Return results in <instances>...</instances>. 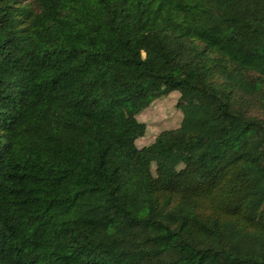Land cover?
Wrapping results in <instances>:
<instances>
[{
	"label": "trees",
	"instance_id": "obj_1",
	"mask_svg": "<svg viewBox=\"0 0 264 264\" xmlns=\"http://www.w3.org/2000/svg\"><path fill=\"white\" fill-rule=\"evenodd\" d=\"M0 264H264V0H0Z\"/></svg>",
	"mask_w": 264,
	"mask_h": 264
},
{
	"label": "rangeland",
	"instance_id": "obj_2",
	"mask_svg": "<svg viewBox=\"0 0 264 264\" xmlns=\"http://www.w3.org/2000/svg\"><path fill=\"white\" fill-rule=\"evenodd\" d=\"M135 96V102L128 101L124 107L123 103L127 99H123L120 108L126 123H132L129 121L136 119L146 125L145 134L136 141L138 146L150 143L163 129L177 127L182 114L196 111V105H198L196 101L193 102L189 98L182 99L180 90L172 85H145ZM196 146H177L178 149H172V153L177 156L193 153L197 151Z\"/></svg>",
	"mask_w": 264,
	"mask_h": 264
}]
</instances>
